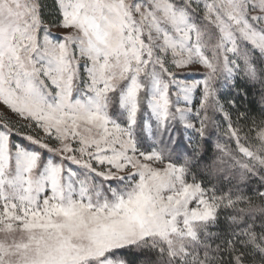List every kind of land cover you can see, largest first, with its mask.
<instances>
[{"label":"snow or ice","instance_id":"1","mask_svg":"<svg viewBox=\"0 0 264 264\" xmlns=\"http://www.w3.org/2000/svg\"><path fill=\"white\" fill-rule=\"evenodd\" d=\"M0 264H264V0H0Z\"/></svg>","mask_w":264,"mask_h":264}]
</instances>
